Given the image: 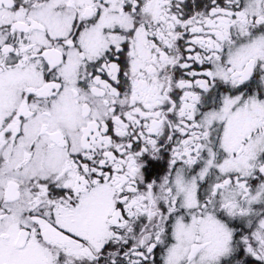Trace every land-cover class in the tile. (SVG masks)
<instances>
[{
	"label": "snow or ice",
	"instance_id": "snow-or-ice-1",
	"mask_svg": "<svg viewBox=\"0 0 264 264\" xmlns=\"http://www.w3.org/2000/svg\"><path fill=\"white\" fill-rule=\"evenodd\" d=\"M0 264H264V0H0Z\"/></svg>",
	"mask_w": 264,
	"mask_h": 264
}]
</instances>
